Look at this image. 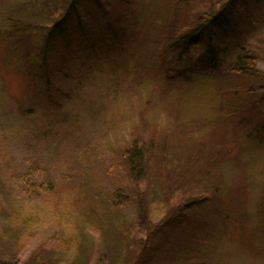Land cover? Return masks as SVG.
Wrapping results in <instances>:
<instances>
[{
	"label": "rangeland",
	"instance_id": "1",
	"mask_svg": "<svg viewBox=\"0 0 264 264\" xmlns=\"http://www.w3.org/2000/svg\"><path fill=\"white\" fill-rule=\"evenodd\" d=\"M18 1L0 0V31L22 9ZM84 1L90 13L68 12L48 45L42 30L14 42L0 35V206L32 218L23 245L4 234L0 255L37 264L59 254L60 239L79 234L75 214L122 213L135 230L120 242L112 223L85 224L78 245L85 264L105 253L123 264H264V97L230 86L260 76L236 80L220 63L210 73L199 42L181 54L178 28L190 22L173 25L166 0H110L108 17L100 3ZM244 3L256 23L264 0ZM33 7L25 16L40 22ZM240 10L235 24L255 38L260 27ZM231 37L221 38L227 63L237 44ZM258 39L262 51L264 35ZM104 42L109 50L89 56L90 45ZM255 64L264 71V54ZM136 139L145 141L149 163L132 181L122 151ZM28 168L40 173L32 178L38 192L8 191ZM1 214L2 207L0 222ZM76 249L64 264H76Z\"/></svg>",
	"mask_w": 264,
	"mask_h": 264
},
{
	"label": "trees",
	"instance_id": "2",
	"mask_svg": "<svg viewBox=\"0 0 264 264\" xmlns=\"http://www.w3.org/2000/svg\"><path fill=\"white\" fill-rule=\"evenodd\" d=\"M97 6L99 3L101 8L104 9V13L108 17L111 14V10L106 8V4L110 2V0H89ZM127 1V0H122ZM128 2V1H127ZM167 6V15L169 13V19H171L173 25H176L180 21L187 22L189 24L179 25V30H183L181 34H179V39L183 41L182 52L188 53L187 47L189 44L197 45L200 43V46L204 49V53L206 58L209 60L210 65V73L212 71H216L219 63L221 64L222 71L231 75H236L237 77H256L260 76L262 79L260 82L254 81L248 83L247 85H241V81L235 76L236 80L230 84L236 85L237 88H243L246 93H254L258 91L260 93V99L264 97V71L258 69L255 62L260 59L261 55L264 54V50L258 51L255 49L254 45L258 43V38L264 35V11L259 14V10L255 15V20H252V14L249 12V9L245 7L244 0H166ZM17 3H20L19 6L22 7L21 10L16 11L7 15L3 20L4 24H6V29L4 31H0V35H2L3 39H7L10 36L11 39L16 41V37L22 40H28L30 37V32L34 31V33H39L42 30L44 34L41 38H44V44H50V41L55 35V32H62L66 27L67 23H69V19H67L68 12H77L78 10H82L85 15L90 13V10H85L83 6H85L84 0H19ZM22 3V4H21ZM106 3V4H105ZM66 4V6H65ZM64 5L63 7H61ZM30 15L32 18L39 19L40 22L34 23L25 15L29 14L27 10L31 9ZM27 9V10H26ZM228 9V10H227ZM242 10L251 21V24L255 23V27L259 26L260 29L257 30L256 37L251 38L243 37L241 35V31L238 29V25L234 22L233 13L238 12V10ZM240 10V11H241ZM191 11V12H190ZM87 12V13H86ZM173 12V13H172ZM27 13V14H26ZM195 16H192V15ZM188 15L191 18H188ZM180 19V20H179ZM82 20L80 19V23ZM110 22V21H109ZM192 22V24H191ZM84 25V24H81ZM222 27V32H219L218 29ZM177 29V30H178ZM45 30V31H43ZM204 33V34H203ZM202 36H199V35ZM227 35H233L235 39L233 40L237 43L233 45L231 52L232 55L229 58H226L229 63L224 62L220 58V47H222L221 38H225ZM232 38V37H231ZM177 40H174V42ZM188 41V43H187ZM103 46L97 47L90 45L89 56L91 53H102L105 50H109V44L104 42ZM175 46V43L172 44ZM11 48L13 44L10 42ZM92 46V48H91ZM223 48V47H222ZM102 49V50H98ZM44 50L41 51L39 48V53L43 54ZM225 54V52H224ZM105 56V55H104ZM225 58V56H223ZM230 59V60H229ZM180 60V59H179ZM259 80V79H258ZM263 107V105H262ZM4 142L0 139V152L4 150ZM146 146L145 141H141L136 139L133 144L128 146L126 149L122 151V156L126 159V174L129 179L132 181H137L140 178L142 172H145V166L148 164L149 158L146 157ZM4 156V155H3ZM33 162L36 165H39L38 161ZM20 166V165H18ZM40 166V165H39ZM37 166V168L39 167ZM15 172V169H14ZM35 175V176H34ZM23 181L19 183L20 185H8V191H13L16 189L17 193L21 196L32 197L33 194L37 191L34 180L32 178L39 177L40 173L38 169L28 168L27 174H21ZM32 182V183H31ZM34 183V185H33ZM122 192L117 191V197H121ZM125 195V194H124ZM8 206H0L2 207V222H0V240L4 234H8L10 239V243L13 245H23L21 239L25 235L26 230L28 229V224L32 218L24 217L20 219V214H15L18 210ZM61 217H65V214H61ZM75 220H77V216L81 218L78 220V235L72 236L69 239H60L56 245H59L60 248L59 254L52 256L43 257L44 259H40L35 261L37 264H48L46 261L50 260L49 264H64V258L67 253L71 249V245L73 243L77 246V257L76 264H85L86 260L82 253H80V245L79 240H81V233L83 232V228L86 226V223L89 225H94L96 222L101 221V223L108 225V222L116 228L114 230L115 234H118L119 242L126 238V234L135 230V224L130 220L128 221L127 216L124 214H75ZM84 220L85 223H82ZM74 223V225L76 224ZM81 227V229H80ZM80 229V230H79ZM112 232V231H110ZM11 237V238H10ZM117 254V253H116ZM114 254V255H116ZM106 257V258H105ZM124 258L120 256H115L114 259H111L107 256V253L104 256H98V264H123ZM46 262V263H45ZM18 260L9 258L5 255H0V264H17ZM24 264V263H19ZM201 264V262L196 263Z\"/></svg>",
	"mask_w": 264,
	"mask_h": 264
}]
</instances>
